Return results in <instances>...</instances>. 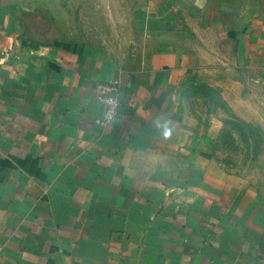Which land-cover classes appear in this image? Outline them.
I'll return each mask as SVG.
<instances>
[{
	"label": "crops",
	"instance_id": "crops-1",
	"mask_svg": "<svg viewBox=\"0 0 264 264\" xmlns=\"http://www.w3.org/2000/svg\"><path fill=\"white\" fill-rule=\"evenodd\" d=\"M38 1L0 0V264H264V184L210 159L181 89L211 76L264 141V11L224 27L203 0H140L119 51Z\"/></svg>",
	"mask_w": 264,
	"mask_h": 264
},
{
	"label": "rangeland",
	"instance_id": "rangeland-1",
	"mask_svg": "<svg viewBox=\"0 0 264 264\" xmlns=\"http://www.w3.org/2000/svg\"><path fill=\"white\" fill-rule=\"evenodd\" d=\"M139 1L41 0L37 4L48 6L46 13L41 14L45 20L67 24L70 28L67 31L97 42L105 49L126 51L134 46L137 37H141L142 30L131 16V9ZM203 1L211 6L215 17L224 27L243 26L264 11L263 0ZM210 77L203 78L206 79L203 82L196 72L187 75L181 84L182 91L185 90L182 99L190 112L198 118L202 117L204 125L208 127L207 150L212 157L210 159L224 169L233 170L240 181L255 176L257 182H261L258 183L260 188L264 184V141L249 142L247 139L250 130L260 140L262 134L255 133L254 125L243 121L242 116L245 115L232 110L231 100L221 91L217 81L215 83ZM232 130L236 131L235 141L230 134Z\"/></svg>",
	"mask_w": 264,
	"mask_h": 264
},
{
	"label": "built area",
	"instance_id": "built-area-1",
	"mask_svg": "<svg viewBox=\"0 0 264 264\" xmlns=\"http://www.w3.org/2000/svg\"><path fill=\"white\" fill-rule=\"evenodd\" d=\"M119 84L116 80H99L94 84L95 98L101 105L100 116L95 122L101 126L108 123L116 115L119 105Z\"/></svg>",
	"mask_w": 264,
	"mask_h": 264
}]
</instances>
